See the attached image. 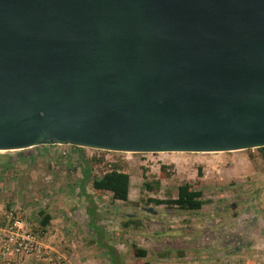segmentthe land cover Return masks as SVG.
I'll return each mask as SVG.
<instances>
[{
  "label": "water",
  "instance_id": "water-1",
  "mask_svg": "<svg viewBox=\"0 0 264 264\" xmlns=\"http://www.w3.org/2000/svg\"><path fill=\"white\" fill-rule=\"evenodd\" d=\"M54 145L264 148V0H0V151Z\"/></svg>",
  "mask_w": 264,
  "mask_h": 264
},
{
  "label": "rangeland",
  "instance_id": "rangeland-1",
  "mask_svg": "<svg viewBox=\"0 0 264 264\" xmlns=\"http://www.w3.org/2000/svg\"><path fill=\"white\" fill-rule=\"evenodd\" d=\"M84 153L106 156L89 161L93 176L112 168L130 175L129 202L85 186L73 146L0 151V227L11 211L35 227L45 199L54 197L72 209L64 223L85 229L92 221L105 231L97 247L103 257H80L81 264H112L106 247L120 264H259L252 257H264V151ZM185 184L202 193L200 211L154 202L176 199ZM134 245L147 256L137 258Z\"/></svg>",
  "mask_w": 264,
  "mask_h": 264
},
{
  "label": "crops",
  "instance_id": "crops-1",
  "mask_svg": "<svg viewBox=\"0 0 264 264\" xmlns=\"http://www.w3.org/2000/svg\"><path fill=\"white\" fill-rule=\"evenodd\" d=\"M44 205L45 206L42 207L43 209L38 213L39 219L38 217L34 219L39 220V222H36L33 228L42 237V244L48 252L64 258L74 257V263L70 259L67 260L70 264H81L80 257H103V251H99L97 248L100 240H104L105 238V231H103L101 227L99 228V226L92 223V221H90L89 226L85 229L76 228L71 223H64L66 218H64V214H71L70 212L72 209L67 206H62L60 202L57 203L54 197L45 199ZM32 214L35 213L32 212ZM46 216H49L51 220L49 224L44 227L41 221L43 217L45 218ZM83 246H85V250H83ZM252 259L259 262V264H264V257H252ZM85 262L88 264L91 260H86ZM0 264L43 263L34 256H3L0 254Z\"/></svg>",
  "mask_w": 264,
  "mask_h": 264
},
{
  "label": "trees",
  "instance_id": "trees-1",
  "mask_svg": "<svg viewBox=\"0 0 264 264\" xmlns=\"http://www.w3.org/2000/svg\"><path fill=\"white\" fill-rule=\"evenodd\" d=\"M78 151V155L80 156L81 161L84 164V183L85 186L91 185L96 191H107L112 194V197L116 201H121L124 203L129 202L130 197V184L131 179L130 175L117 169L112 168L110 171L104 173L102 176H93L92 168L89 165L90 162L85 160V155L81 148L75 147ZM258 150L264 151V148H258ZM103 159L101 158H93V162H101ZM145 188L148 190H154L152 184L145 183ZM159 186V185H157ZM157 204H173L178 206L182 210L187 211H200L204 205L205 201L202 200V193L200 191L194 190L190 185L185 184L178 187V197L172 201H154ZM43 216V214H42ZM51 218L49 216L43 217L41 224L42 226H47L50 222ZM128 225V224H127ZM104 248V247H103ZM134 255L137 258H145L148 254L146 249H141L138 246L134 245L133 247ZM109 257H111L112 264H120L117 260V254L112 253L109 247H106L104 250ZM111 253V254H110ZM149 264V263H145Z\"/></svg>",
  "mask_w": 264,
  "mask_h": 264
},
{
  "label": "built area",
  "instance_id": "built-area-1",
  "mask_svg": "<svg viewBox=\"0 0 264 264\" xmlns=\"http://www.w3.org/2000/svg\"><path fill=\"white\" fill-rule=\"evenodd\" d=\"M59 146V145H57ZM83 153L94 151L106 153L108 151L95 150L89 148H81ZM67 156V152L64 151ZM85 159L89 162L93 158H104L105 155L96 156L92 153H84ZM49 180V178H48ZM6 223L0 227V254L3 256L18 255V256H34L43 264H68L69 262L64 257L56 256L46 250L41 241V236L37 233L33 226L23 221L22 217L15 212H10L7 215Z\"/></svg>",
  "mask_w": 264,
  "mask_h": 264
}]
</instances>
